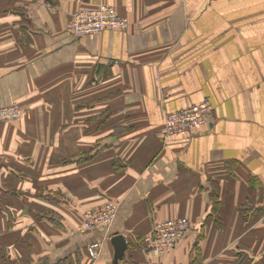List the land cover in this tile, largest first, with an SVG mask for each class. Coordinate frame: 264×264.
I'll return each instance as SVG.
<instances>
[{
	"label": "crops",
	"instance_id": "obj_1",
	"mask_svg": "<svg viewBox=\"0 0 264 264\" xmlns=\"http://www.w3.org/2000/svg\"><path fill=\"white\" fill-rule=\"evenodd\" d=\"M100 4L126 31L76 38ZM209 102L188 139L168 112ZM0 264H264V0H0ZM119 204L108 230L86 214ZM190 228L152 256L165 220ZM102 243L97 261L88 247Z\"/></svg>",
	"mask_w": 264,
	"mask_h": 264
},
{
	"label": "built area",
	"instance_id": "obj_2",
	"mask_svg": "<svg viewBox=\"0 0 264 264\" xmlns=\"http://www.w3.org/2000/svg\"><path fill=\"white\" fill-rule=\"evenodd\" d=\"M129 20L119 16L117 9L108 4H100L89 10H79L72 14L71 33L76 38L87 35H98L107 30L126 31ZM22 111L17 106L0 107V123L20 119ZM215 118V109L207 101L175 112H168L160 136L164 141L188 139L202 127L210 124ZM119 212V204L108 202L86 214L81 232L88 233L99 229L108 230L114 224ZM186 219L165 220L156 225L154 233L146 238L149 253L160 257L167 251L176 248L188 229ZM103 250L102 243H94L87 249L92 260L97 261Z\"/></svg>",
	"mask_w": 264,
	"mask_h": 264
},
{
	"label": "water",
	"instance_id": "obj_3",
	"mask_svg": "<svg viewBox=\"0 0 264 264\" xmlns=\"http://www.w3.org/2000/svg\"><path fill=\"white\" fill-rule=\"evenodd\" d=\"M111 243L114 248V263L120 264L125 259V254L128 249V242L124 235L116 234Z\"/></svg>",
	"mask_w": 264,
	"mask_h": 264
},
{
	"label": "rangeland",
	"instance_id": "obj_4",
	"mask_svg": "<svg viewBox=\"0 0 264 264\" xmlns=\"http://www.w3.org/2000/svg\"><path fill=\"white\" fill-rule=\"evenodd\" d=\"M21 111H22V116H21V118L20 119H22L23 118V115H24V112H23V110L22 109H20ZM20 119H18V120H20ZM18 120H15V121H18ZM8 122H14V121H8ZM2 123H7V122H2Z\"/></svg>",
	"mask_w": 264,
	"mask_h": 264
},
{
	"label": "trees",
	"instance_id": "obj_5",
	"mask_svg": "<svg viewBox=\"0 0 264 264\" xmlns=\"http://www.w3.org/2000/svg\"><path fill=\"white\" fill-rule=\"evenodd\" d=\"M2 123V122H1Z\"/></svg>",
	"mask_w": 264,
	"mask_h": 264
}]
</instances>
